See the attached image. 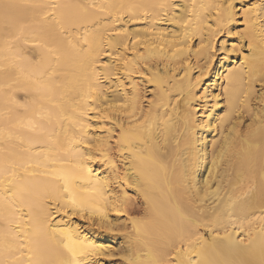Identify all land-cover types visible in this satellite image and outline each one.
<instances>
[{
  "label": "bare ground",
  "instance_id": "obj_1",
  "mask_svg": "<svg viewBox=\"0 0 264 264\" xmlns=\"http://www.w3.org/2000/svg\"><path fill=\"white\" fill-rule=\"evenodd\" d=\"M118 254L264 264V0H0V264Z\"/></svg>",
  "mask_w": 264,
  "mask_h": 264
},
{
  "label": "rangeland",
  "instance_id": "obj_2",
  "mask_svg": "<svg viewBox=\"0 0 264 264\" xmlns=\"http://www.w3.org/2000/svg\"><path fill=\"white\" fill-rule=\"evenodd\" d=\"M137 216L140 218V217L142 216V214H137ZM127 223H128V225H129V222H127ZM123 239H124V238H123L122 236L119 235V236L115 239V241H116L115 243H116V244H114V246H115V245L117 246V244L120 243V242L122 243ZM118 245H119V244H118ZM118 255H119V254H118ZM118 255L110 259V261H109L110 264H126V260L123 258V256H122L121 254H120V255H121L122 257H121L120 255H119V256H118Z\"/></svg>",
  "mask_w": 264,
  "mask_h": 264
}]
</instances>
